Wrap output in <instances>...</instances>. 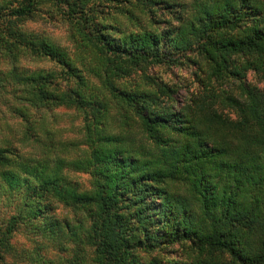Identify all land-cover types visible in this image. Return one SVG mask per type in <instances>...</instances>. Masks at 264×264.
<instances>
[{
    "label": "trees",
    "instance_id": "obj_1",
    "mask_svg": "<svg viewBox=\"0 0 264 264\" xmlns=\"http://www.w3.org/2000/svg\"><path fill=\"white\" fill-rule=\"evenodd\" d=\"M43 2L72 51L22 29ZM191 55L201 88L181 100L148 74ZM27 56L56 68L30 71ZM250 72L264 83V0H0V104L21 125V148L0 146V194L26 195L0 228V264H161L152 255L176 244L183 264H264V90ZM60 107L81 114V140L36 117ZM68 171L89 173L91 190ZM37 202L83 217L61 223ZM25 218L71 258L17 254Z\"/></svg>",
    "mask_w": 264,
    "mask_h": 264
},
{
    "label": "rangeland",
    "instance_id": "obj_2",
    "mask_svg": "<svg viewBox=\"0 0 264 264\" xmlns=\"http://www.w3.org/2000/svg\"><path fill=\"white\" fill-rule=\"evenodd\" d=\"M124 22L121 24L123 25ZM22 29L29 33L38 34L47 40L52 41L58 46L72 51L73 45L68 38V25L65 23L62 14L58 7L51 2H43L38 6V11L35 15L22 23ZM194 56H189L188 59L182 60L177 65L161 64L149 67L148 74L155 77L157 80L177 89L180 94V99L187 97L191 93L197 92L201 86L198 83L196 75L199 73L201 64L198 61H194ZM28 70H52L56 68V65L46 59H39L34 56H27L22 58L21 61ZM198 62V63H197ZM138 73V74H137ZM134 81L140 82V72H136L133 76ZM247 81L252 86L264 90V83L259 82L256 75L250 72L247 76ZM64 87V85H62ZM45 115L49 128L57 132L60 139L65 141L81 140L83 138V123L81 114L75 109L60 107L54 108L45 112L43 110L37 112L36 117ZM231 119H236V115L232 112L228 113ZM21 125L20 120L13 117L8 109L0 104V146L3 139H11L12 144L20 147V143L14 141L17 136L20 135ZM80 146L73 154L80 152ZM27 150V149H26ZM28 151V150H27ZM68 175L79 184L82 191H89L92 188V178L89 173L68 171ZM26 195L24 192L19 193L15 197L13 203L0 194V228L6 225V222L10 220L12 216L20 214L16 205L23 203ZM28 206V202L24 207ZM34 207L41 212H44L48 216L62 221L68 220L73 222L78 218L82 219L83 214H77V216L70 209L66 208L62 204L56 202H37L34 203ZM26 214H23V218ZM78 217V218H77ZM24 219V224L19 226L16 232H14L11 239V244L15 248L17 254H21L22 251L37 252L40 257L47 258L49 260L57 258H71V252L59 253L56 251L52 242H47L44 238L35 233L33 227L41 228L43 223L40 220H33L34 223L28 225ZM89 220V219H88ZM86 220L87 223L91 221ZM31 226V227H27ZM187 248H183L181 245L169 246L166 249H159L152 256L163 259L161 264H183L181 258L185 256ZM9 264H36L35 261H28L27 259L21 260L19 257L16 259H8Z\"/></svg>",
    "mask_w": 264,
    "mask_h": 264
}]
</instances>
